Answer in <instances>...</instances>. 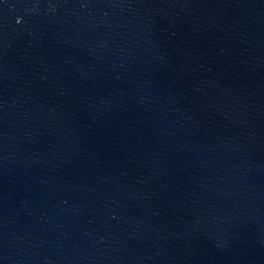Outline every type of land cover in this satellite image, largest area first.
<instances>
[{"label": "water", "instance_id": "1", "mask_svg": "<svg viewBox=\"0 0 264 264\" xmlns=\"http://www.w3.org/2000/svg\"><path fill=\"white\" fill-rule=\"evenodd\" d=\"M0 264H264V0H0Z\"/></svg>", "mask_w": 264, "mask_h": 264}]
</instances>
